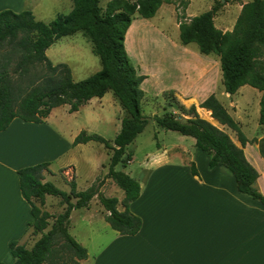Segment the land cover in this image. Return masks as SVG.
<instances>
[{
	"label": "trees",
	"instance_id": "trees-1",
	"mask_svg": "<svg viewBox=\"0 0 264 264\" xmlns=\"http://www.w3.org/2000/svg\"><path fill=\"white\" fill-rule=\"evenodd\" d=\"M70 1L71 11L56 16L50 23L37 21L30 10L0 11V132L16 118L43 123L53 109L61 106L66 105L70 114L75 113L92 98H102L111 91L125 112L119 133L110 143L97 134L81 131L73 146L92 141L109 151L105 178L123 191L124 209L118 210V199L103 196L98 188L77 192L71 181V191L67 193L50 182H43L49 163L20 169V192L30 205L33 218L28 227L31 235L39 238L30 249L19 241L10 243L14 264H66L71 257L85 260L87 250L69 234V218L73 210L87 208L95 196L106 212L105 221L113 230L122 235H135L141 228V220L129 211V204L139 196L140 185L128 174L115 170L118 164L125 166L132 160L131 154L126 155V149L149 123L141 113L146 93L140 86L146 77L138 74L124 41L135 16L151 19L163 3L170 4L171 0H141L138 5L113 0L104 12L100 0ZM177 24L181 46L195 45L200 55L217 58L225 94L234 95L243 86L264 92V76L256 68L264 43V0L245 4L230 32L216 29L211 12L191 18L177 15ZM78 32L89 38L92 54L98 57L101 69L75 82L70 68L66 64L53 65L46 50L60 38ZM175 94L174 90H166L161 97L165 101L171 99L178 112L164 110L162 115L150 119L162 130L192 138L194 147L209 156L208 170L226 168L234 177L237 191L264 206V196L256 187L259 174L244 153L247 144L256 143L264 160V138L248 140L215 94L189 108L181 105ZM198 108L208 111L220 126L235 132L239 145L224 130L202 118ZM258 122L264 125V93ZM190 169L193 175H198L194 162L190 163ZM46 196L60 198L65 205L63 212L53 216L44 211Z\"/></svg>",
	"mask_w": 264,
	"mask_h": 264
},
{
	"label": "crops",
	"instance_id": "crops-1",
	"mask_svg": "<svg viewBox=\"0 0 264 264\" xmlns=\"http://www.w3.org/2000/svg\"><path fill=\"white\" fill-rule=\"evenodd\" d=\"M6 1L14 3L10 7ZM21 2L0 0V11ZM152 20L133 18L124 41L138 74L146 77L141 89L153 97L163 91L174 90L196 106L210 95H216L221 82L219 63L197 54L190 46L184 47L170 40L155 27ZM175 27L178 29V25ZM130 29L133 31L131 54L127 49ZM107 93L102 98H92L72 114L88 108L91 124H113L117 135L125 112L114 96L108 104L105 102ZM60 108H64L65 112L69 109L66 105L53 109L43 123L16 118L0 132V263L14 264L9 250L11 242L19 241L26 247H32L39 238L31 235L28 227L33 218L31 207L20 192V169L49 163V171L43 173V182L55 184L58 177H62L65 189L73 181L76 191L81 192L75 182L73 154L92 141L73 146L80 129L69 131L61 120L56 124L58 129L49 124L53 113ZM109 108L113 110L111 117L108 115L111 114ZM248 146L253 145L245 146V156ZM253 148L259 155L258 148ZM169 152L163 150L147 154L142 163V174L135 179L140 185V193L129 204V211L141 220L138 233L122 235L109 226L114 234L107 240L92 238L103 243L98 251L90 254L85 244L81 243L87 250V258L77 260L71 257L66 264H264V206L239 193L233 175L226 168L208 170L209 156L204 152L196 149L190 158L181 154L184 157L181 163H174ZM65 157L67 160L63 162ZM262 161L263 166L259 168L249 163L259 174L256 187L264 196ZM191 162L195 164L197 176L191 173ZM55 163H59L57 171L53 169ZM94 169L85 181L87 189L93 187L99 175L95 174L96 166ZM111 181L106 179L103 186L114 183ZM114 184L111 186L117 194L119 192ZM101 189L102 186L99 189L102 194ZM66 192L69 193V190ZM48 197H45L43 207L46 212ZM95 199L96 196L92 200ZM74 200L72 203H75ZM91 201L87 208L71 212L69 228L76 213L90 210ZM64 208L65 205H62L60 213ZM105 215L104 211V221ZM29 235L34 238L30 246L27 245Z\"/></svg>",
	"mask_w": 264,
	"mask_h": 264
},
{
	"label": "rangeland",
	"instance_id": "rangeland-1",
	"mask_svg": "<svg viewBox=\"0 0 264 264\" xmlns=\"http://www.w3.org/2000/svg\"><path fill=\"white\" fill-rule=\"evenodd\" d=\"M112 1L113 0H100V7L103 12ZM121 1L131 5H138L141 0ZM250 1L252 0H171L170 4L163 3L161 5L153 17L152 23L170 40H174L177 44H180L179 31L175 27V25H178L177 15L184 18H191L204 12H211L216 29L222 33L230 32L233 30L236 21L240 17L243 6ZM22 2L20 5L13 6L10 10L16 13H18V11L30 10L37 21H42L44 23H50L58 15L68 14L73 6L70 0H22ZM6 3L9 2L6 1ZM13 3L14 2H12V4ZM12 4L9 6L11 7ZM136 17L137 16L134 18ZM132 32V29H130L127 44V49L130 54L132 53ZM91 45L89 38L82 32H78L60 38L46 50V56L53 65L66 64L71 70L73 80L79 82L101 69L98 57L92 54ZM190 48L196 51L195 45H190ZM261 50V55L256 60V68L264 76V43L261 44ZM197 54L199 53L197 52ZM205 57L213 58L218 62L217 58L214 56ZM131 62L134 65L133 60H131ZM263 93L264 92H260L250 86H243L234 95L230 96L224 93L221 82H219L218 85L216 93L218 100L239 124L241 131L248 140L259 141L264 138V125H259L258 122L260 102ZM161 94L155 97L146 94V98L141 102V113L144 117L148 118L149 123L144 131L139 134L133 143L126 149V155H132V162L130 161L125 166L122 163L118 164L115 167L116 171L124 172L136 179L139 174H142V163L147 154H157L163 150H170L169 157L173 158L174 163H181V158H190L196 151L192 138L181 136L175 132L162 130L150 119L154 115H162L164 110L178 112L172 100H163ZM175 98L185 108H189L192 105L188 99H184L178 93L175 94ZM112 99H114L112 93H107L105 102L108 104V100ZM205 111L200 109L198 113L205 120L224 130L236 144H239L235 132L220 126L215 120L210 118L209 112L207 111V114ZM89 112L90 110L88 108H84L77 114H69L64 111V108H60L53 113L52 118L49 120V124L55 127L57 122L61 120L69 131L80 129V132L85 131L88 134H97L112 143L117 131L113 124H91L89 122ZM109 113H111L108 114L111 117L113 110L110 108ZM55 128L58 129L57 126ZM251 145L258 148L256 143ZM253 146L247 147L246 156L253 165L259 168L263 166V161L260 159V156L255 153ZM181 154H183L184 157L180 156ZM73 159L75 163V182L77 183L78 191L83 192L88 190L85 186L87 176L93 174L95 166L97 169L102 165L101 169L96 170L95 174L99 175L93 187L100 189L102 186L101 190L103 191V196L116 197L119 200L118 210H121L124 193L114 183H107L103 186L106 180V175L104 174H107L110 160L109 151L104 148L103 145L92 142L76 150L73 154ZM65 160H67L66 157L63 159V162ZM58 164L59 163H55L53 165L55 171L58 170ZM59 174H63V172H59ZM69 174L71 173L69 172ZM63 182H65V180L62 177H58L55 184H52L61 191L66 192L69 190L70 192V184L68 183L69 188L67 187L65 189ZM111 184H114L119 193L115 194ZM48 198L47 211L53 216L60 214V208L62 206L61 199L55 197ZM102 213H104V210L97 199L92 200L90 210L88 212L81 210L79 213H76L70 224L69 234L75 238L80 245L81 243L85 244L90 254L98 251L101 245H103L101 241L96 239L92 240V238L101 237L102 240H107L106 238L108 236L114 234L109 225L103 220ZM52 222L51 220L50 223L52 224ZM32 241H34V238H30L29 235L27 245L30 246ZM27 249H30V247H27Z\"/></svg>",
	"mask_w": 264,
	"mask_h": 264
},
{
	"label": "bare ground",
	"instance_id": "bare-ground-1",
	"mask_svg": "<svg viewBox=\"0 0 264 264\" xmlns=\"http://www.w3.org/2000/svg\"><path fill=\"white\" fill-rule=\"evenodd\" d=\"M201 110H203V109H201ZM203 111H205V110H203ZM207 114H208V112L207 111H205Z\"/></svg>",
	"mask_w": 264,
	"mask_h": 264
}]
</instances>
